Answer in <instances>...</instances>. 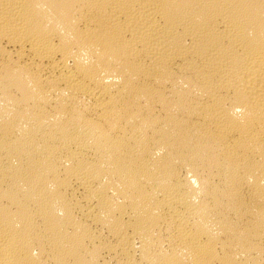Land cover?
Instances as JSON below:
<instances>
[{"label": "bare ground", "instance_id": "6f19581e", "mask_svg": "<svg viewBox=\"0 0 264 264\" xmlns=\"http://www.w3.org/2000/svg\"><path fill=\"white\" fill-rule=\"evenodd\" d=\"M0 264H264V0H0Z\"/></svg>", "mask_w": 264, "mask_h": 264}]
</instances>
